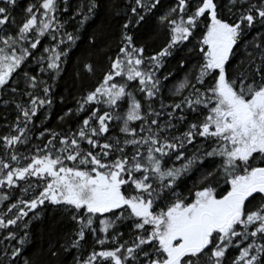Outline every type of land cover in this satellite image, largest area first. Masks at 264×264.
Instances as JSON below:
<instances>
[{
	"label": "snow or ice",
	"instance_id": "obj_1",
	"mask_svg": "<svg viewBox=\"0 0 264 264\" xmlns=\"http://www.w3.org/2000/svg\"><path fill=\"white\" fill-rule=\"evenodd\" d=\"M0 105V264H264V0H0Z\"/></svg>",
	"mask_w": 264,
	"mask_h": 264
},
{
	"label": "trees",
	"instance_id": "obj_2",
	"mask_svg": "<svg viewBox=\"0 0 264 264\" xmlns=\"http://www.w3.org/2000/svg\"><path fill=\"white\" fill-rule=\"evenodd\" d=\"M20 2L22 5H24V4H27L29 0H20ZM75 3H77V0H73V4ZM16 14L17 15L21 14L20 9L16 10ZM169 67L176 77L175 80H171L170 82H168V88L172 89L174 84H176L177 81L183 78L184 72L182 70H177L175 60L170 61ZM58 91L66 97V101L64 104L57 103L53 106V108L50 110L51 118L46 122L48 127H51L57 131L61 130V128H66L72 124V122H67V123L61 122L59 120V115H62L63 111H66L68 107H74L73 96L79 94L78 91L75 88H73L70 77L66 78V80L61 82V86L58 89ZM70 92H71V95L69 94ZM7 114L9 116V119H11L12 118L11 110H9ZM3 115H5V112H4L3 106L0 105V117H2ZM37 123L39 124V121H37ZM187 184L191 186L192 181L191 180L187 181ZM53 215L54 214L49 212L41 219L34 220L31 222V227L29 230L30 237H31L30 243H29L30 248H33L35 250L41 247L46 248L48 246L47 241L49 238V231H50L52 224L54 223ZM56 219L59 220L60 218L56 217ZM58 227L64 229L65 231L71 230L70 222H61V224ZM123 231H125L127 235L128 229L124 228ZM85 247H88V245H85ZM63 259L65 261V264H71L72 262L71 255L65 256L63 257Z\"/></svg>",
	"mask_w": 264,
	"mask_h": 264
}]
</instances>
